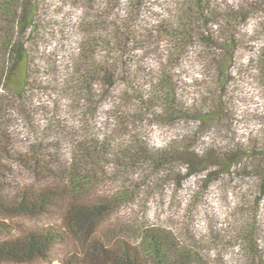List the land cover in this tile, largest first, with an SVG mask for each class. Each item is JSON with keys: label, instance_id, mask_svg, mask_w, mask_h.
I'll list each match as a JSON object with an SVG mask.
<instances>
[{"label": "rangeland", "instance_id": "1", "mask_svg": "<svg viewBox=\"0 0 264 264\" xmlns=\"http://www.w3.org/2000/svg\"><path fill=\"white\" fill-rule=\"evenodd\" d=\"M105 1V7L103 3L95 5L103 10L105 27L115 16H132V0H121L111 12ZM174 1L143 0L136 22L131 21L137 42L128 44L131 52L121 59L104 47L108 36L102 34L105 38L95 49L99 54L96 64L100 71L106 66L114 70L109 74L114 73L110 86L94 84L93 96L89 94L85 102L79 98L83 93L79 95L75 90L55 88L54 93H38L33 100L36 112L12 118L15 155L19 157L42 146L50 170L37 174L11 159L7 166L9 186L40 190L66 184L69 189L72 177H77L84 186H80V202L102 206L107 211L99 223L97 238L114 249L122 245L137 247L139 233L159 228L171 232L181 245H192L204 264H264V197L255 211V181L252 183L248 171L238 170L231 178L210 179L207 184L198 174L189 176L181 163L156 169L140 161L124 159L118 163L114 154L121 142L129 146L136 141L142 148L147 144L161 150L171 142L186 144L189 137L190 147L198 154L211 147L210 141L221 148L234 146L243 150L264 136V84L257 71L264 48L263 5L255 0H217L229 5L242 3L245 20L223 28L203 23L205 37L210 35L207 41L191 35L178 46L176 38L157 34L159 28H167ZM40 10L46 14L45 20L58 21L53 26L43 21L36 34L43 49L40 76L44 75L42 81L53 87L62 74L73 76L64 62L75 58L70 55L74 47L77 49L81 35L70 28H77L73 18L78 19L85 10L73 6V0H47ZM98 26L96 30H101ZM228 29L233 35L232 49L226 51L223 46L230 36L225 34ZM53 55L59 56L56 61L63 63V70L45 76ZM219 65L226 68L223 76ZM163 72L172 75L174 81L176 113L162 121L144 112L145 121L134 125L131 114H137V101L133 96L143 93L147 97L153 85L150 78L157 82ZM130 83L136 92L131 91ZM220 83L224 84L222 100L232 119L231 130L225 131V125L203 128V134L192 136L196 129L191 109L198 110L203 103L205 88L210 90L206 97L213 98L211 90ZM60 209L54 207L48 215L31 221H11L1 215L0 220L11 226L10 234L19 233L18 226L56 228L62 225ZM242 230L250 234L245 238Z\"/></svg>", "mask_w": 264, "mask_h": 264}, {"label": "trees", "instance_id": "2", "mask_svg": "<svg viewBox=\"0 0 264 264\" xmlns=\"http://www.w3.org/2000/svg\"><path fill=\"white\" fill-rule=\"evenodd\" d=\"M46 1L0 0V215L11 221H31L48 215L54 207H58L61 208L59 216L62 218V225L56 228L18 226L19 233L10 234L11 226L0 220V264H56V262L57 264H204V260L193 251L192 245H181L179 240L165 229L143 230L137 237L138 246L134 248L122 245L114 249L102 243L97 238V229L107 211L102 206L84 205L80 202L79 195L84 186L82 180H77V177L71 179L72 189H67L66 184L40 190L32 187L18 190L9 186L8 179L11 175L7 166L11 159L22 163L37 174L50 170L42 146H38L35 151L20 154L19 157L15 155L16 150L13 146H16V141L10 127L12 118L16 115L28 116L36 112L33 100L38 93L41 95L54 93L57 91L55 88L75 90L79 95L83 93V98H79L85 102L89 94L90 97L93 96L94 84L110 86L114 73L109 74L114 70L106 66L108 70L105 67L100 71L96 64L99 54L95 49L100 40L105 38L102 34L108 36V39L103 41L104 47L110 52H116L117 59L131 52L128 50L129 43L137 42L133 23L138 18L143 0H132V16L128 15L127 18L115 16L106 27L104 21L102 22L103 10L95 8V5L102 3L105 7L103 2L105 0H73V6L85 10V14L78 19L73 18V22H78L77 28H70L74 33L81 35L77 49L74 47L70 55L75 58L66 59L64 62L65 68L69 69L73 76H69L68 73L62 74L58 82L55 79L57 84L51 87L42 81L44 75L40 76L43 49L36 36L43 21L50 23V26L58 22L55 18L45 20L46 14H41L40 7ZM106 1L111 12L119 6L121 0ZM112 1L114 3H111ZM255 2H259L264 7V0H255ZM245 15L242 3L229 5L217 0H175L167 28H159L157 34L176 38L178 46L181 45L182 40L188 39L191 35L207 41L210 35L205 37L207 31L203 23L222 25L223 28L225 25L230 26L232 22L241 23ZM89 20L90 23H85ZM98 25L101 26V30H96L99 28ZM109 26L111 29L108 28ZM228 33H230L229 29L225 34ZM231 36H233L231 33L229 38L226 36L227 44L223 46L226 51L232 49ZM261 51L257 71L264 84V48ZM58 57L51 56L52 64L46 66L45 76L51 73L57 75L59 70H63V63L59 64L56 61ZM218 69L223 76L226 68L223 69L219 65ZM106 71L109 73L106 74ZM171 76L163 72L159 79L156 78L157 82L150 78L149 82L153 85L149 86V95L146 97L145 94L140 93L133 96L137 101L134 107L137 114L135 115L134 112L131 114L132 120L135 121L134 125L145 121L144 112H147L149 117L162 121L176 113L172 91L174 81ZM132 85L130 83L129 87L134 93L136 88ZM61 86L66 87L61 89ZM205 89L208 95L210 90ZM211 92L213 98L209 99L205 95L198 110L191 109L194 116L193 128L196 129L192 136L203 134V128H222L225 125V131L231 130L232 119L229 113L226 114L222 100L225 93L224 84L220 83L219 87H215ZM191 139L192 137H189L186 144L171 142L161 150L147 144H143L144 148H142L136 141L129 146L121 142L117 144L114 154L118 163L123 162L124 159L127 162L140 161L156 169L181 163L189 176L198 174L207 184L210 179L224 176L231 178L238 170L248 171V176L253 179L252 183L255 181L253 188L256 201L253 205L256 211L264 197V136L256 145L248 143L243 150L234 146L221 148L219 143L210 141L211 147L204 148L201 154H198L194 147H190ZM241 233L246 238L250 231L242 230ZM247 243L248 246L251 245L250 241Z\"/></svg>", "mask_w": 264, "mask_h": 264}]
</instances>
